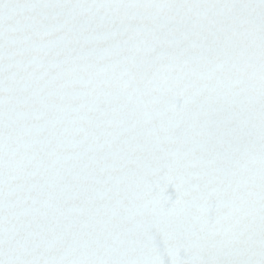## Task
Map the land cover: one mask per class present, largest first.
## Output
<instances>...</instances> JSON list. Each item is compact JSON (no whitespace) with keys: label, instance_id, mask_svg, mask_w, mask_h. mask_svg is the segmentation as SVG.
I'll return each instance as SVG.
<instances>
[{"label":"snow or ice","instance_id":"obj_1","mask_svg":"<svg viewBox=\"0 0 264 264\" xmlns=\"http://www.w3.org/2000/svg\"><path fill=\"white\" fill-rule=\"evenodd\" d=\"M0 264H264V0H0Z\"/></svg>","mask_w":264,"mask_h":264}]
</instances>
